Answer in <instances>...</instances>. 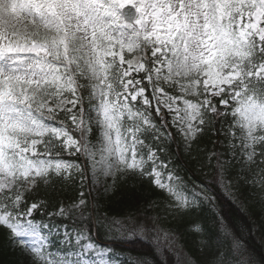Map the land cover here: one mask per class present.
I'll use <instances>...</instances> for the list:
<instances>
[{
  "label": "snow or ice",
  "instance_id": "obj_1",
  "mask_svg": "<svg viewBox=\"0 0 264 264\" xmlns=\"http://www.w3.org/2000/svg\"><path fill=\"white\" fill-rule=\"evenodd\" d=\"M171 129L191 158L206 135L227 149L198 162L211 184L173 159ZM128 176L160 191L159 213L100 211L93 190ZM257 177L264 219V0H0V226L29 264H120L112 244L133 240L165 241L177 264H252L213 186L247 208ZM40 185L78 197L49 211ZM206 212L218 235L192 219ZM169 217L212 254L185 253Z\"/></svg>",
  "mask_w": 264,
  "mask_h": 264
},
{
  "label": "trees",
  "instance_id": "obj_2",
  "mask_svg": "<svg viewBox=\"0 0 264 264\" xmlns=\"http://www.w3.org/2000/svg\"><path fill=\"white\" fill-rule=\"evenodd\" d=\"M212 140V137L207 135L204 136V138L200 142V149H202V151H197L195 154L196 158H191L185 154L183 144L179 140V138L174 139V141H176L175 145L178 146L181 154L179 166L181 168L187 167V169L189 170L188 175H191L193 178L198 179L203 183H208L207 179L210 177H214L215 169L210 165L199 168L198 162L205 159L206 154L213 150L225 152L227 151V149L222 148L219 143L214 145ZM170 150L173 152L172 149ZM174 160H177L175 156ZM182 173L183 175H185L184 172ZM185 178L187 179V175H185ZM251 186L252 184L250 185V187ZM252 189L253 190H250L249 185H246L244 188V192L248 200L253 201V203L248 204L247 208H244V206L242 205H237L235 203H232L231 201L229 202L228 200L224 199L222 195L217 191V188H214V193L217 197L216 205H220V209H216L214 215L225 218L227 223H229L230 226L235 230L239 238H241L245 242L248 249H250L251 254H253V256L257 260H259L260 264H264V219L259 217L260 208L258 207V201H256L253 195H248V193H252V191L259 193V189H257V187H252ZM103 203L104 208H106V210L110 214H112L113 209L111 207V201ZM245 203H247V201H245ZM229 204L231 208H229ZM192 219H201L212 233L217 235L219 234V228L214 225L215 221L213 220L212 215H209L207 212L204 213L203 216L197 215L192 217ZM192 240L193 242L189 245L187 250L192 254L194 258L205 259L206 251L203 252L204 255L199 251L197 238L194 235L192 237ZM187 244H189V242ZM11 246L12 245L10 238L5 236L1 231L0 264H29L30 259L26 255H19L17 253L15 254L16 250H13ZM144 251L146 252L149 250L145 248ZM211 254L212 253H210V255ZM155 259L157 260L156 256ZM168 263H170V261Z\"/></svg>",
  "mask_w": 264,
  "mask_h": 264
},
{
  "label": "rangeland",
  "instance_id": "obj_3",
  "mask_svg": "<svg viewBox=\"0 0 264 264\" xmlns=\"http://www.w3.org/2000/svg\"><path fill=\"white\" fill-rule=\"evenodd\" d=\"M90 176H91V174H90ZM91 179H93L92 178V176H91ZM102 183V182H101ZM227 196V195H226ZM219 227V226H218ZM245 250V249H244ZM246 251V250H245ZM246 253H247V251H246ZM247 255L250 257V259H251V261H252V264H258V260H256L255 259V257L253 256V254L251 255V254H248L247 253Z\"/></svg>",
  "mask_w": 264,
  "mask_h": 264
}]
</instances>
